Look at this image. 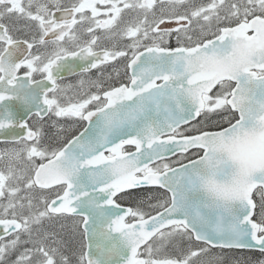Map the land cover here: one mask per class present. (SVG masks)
I'll return each instance as SVG.
<instances>
[{"label": "snow or ice", "instance_id": "6c2138e0", "mask_svg": "<svg viewBox=\"0 0 264 264\" xmlns=\"http://www.w3.org/2000/svg\"><path fill=\"white\" fill-rule=\"evenodd\" d=\"M0 264H264V0H0Z\"/></svg>", "mask_w": 264, "mask_h": 264}]
</instances>
